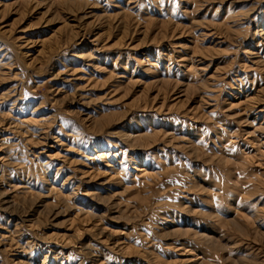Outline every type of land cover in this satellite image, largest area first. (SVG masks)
Masks as SVG:
<instances>
[{"label":"rangeland","instance_id":"1","mask_svg":"<svg viewBox=\"0 0 264 264\" xmlns=\"http://www.w3.org/2000/svg\"><path fill=\"white\" fill-rule=\"evenodd\" d=\"M0 264H264V0H0Z\"/></svg>","mask_w":264,"mask_h":264},{"label":"bare ground","instance_id":"2","mask_svg":"<svg viewBox=\"0 0 264 264\" xmlns=\"http://www.w3.org/2000/svg\"><path fill=\"white\" fill-rule=\"evenodd\" d=\"M7 203V202H6Z\"/></svg>","mask_w":264,"mask_h":264}]
</instances>
